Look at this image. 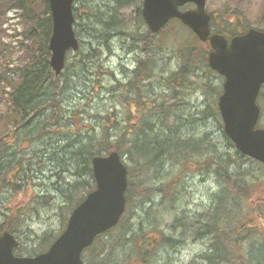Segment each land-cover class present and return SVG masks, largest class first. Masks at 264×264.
I'll use <instances>...</instances> for the list:
<instances>
[{"label": "trees", "instance_id": "16d2710c", "mask_svg": "<svg viewBox=\"0 0 264 264\" xmlns=\"http://www.w3.org/2000/svg\"><path fill=\"white\" fill-rule=\"evenodd\" d=\"M91 1L75 0L73 7L74 31L78 38L81 37L79 39L81 46L87 43L88 48L84 51L77 50L73 57L69 55L63 71L56 76L48 63L51 18L47 0H0V19L5 12L13 10L24 25L21 35L29 41L27 45L23 46L20 43L17 47V52L20 53L19 63L9 66V62H5L0 65V204H3L6 195L10 197L11 194L25 193L24 171L26 170V173L32 171L28 162L32 156L26 158L24 152L27 149L21 152L15 147L18 143L27 148L32 142L40 141L51 148L52 156H48L50 161L60 164L67 159L64 165L73 168V171L70 172L69 169L68 173L76 178L71 182L65 181L59 190L60 196L62 195L61 197L66 200L63 202L65 206L59 207V215L63 221L94 188L91 171L93 156L115 150L127 160L125 210L131 202L132 188L138 185V181L134 182L133 169L129 162H132L133 167L138 168L140 172L154 168L155 170L158 168L159 171L163 168V164L180 159L184 164L188 166L191 164L198 169L205 165L211 168L214 178H221V184L227 185L226 192L229 194L231 192L233 200V216L228 198L226 199V196L223 198L225 194L223 190L220 195L217 194V200L215 194L212 196L210 202L213 205L216 201L219 209L216 210L215 207V211L204 213L207 219L202 220L203 225L194 226L201 221L196 215H191L189 222L187 220L185 223L182 222L183 235L186 238L207 242L206 252L199 255L200 261L204 264H264V197L253 196L255 190H263L261 186L263 182L259 179L262 174L254 168L264 172V167L240 154L223 134L216 108V98L221 90V78L211 71L206 63L208 44L199 42L175 19L169 21L157 34L150 33L140 15L141 0H111L112 4L110 2L107 3L108 5L95 0L100 6L96 9L93 3L88 4ZM109 4L112 6L111 11L108 8ZM122 7L131 8L133 18H128L131 19L130 21L118 13ZM214 19L211 17L212 30L223 35H235L248 27L237 29L242 23V18L240 13L235 11L221 15L223 26H218ZM130 23L133 25L129 26ZM167 34L172 36L169 37ZM89 37L96 41L94 47L85 40ZM114 38L120 39L122 44L128 47L129 52L138 51L139 54L144 55L143 59L136 60V64L130 70V76L123 81L114 80V73L104 68L101 60V56L105 53L101 41L110 54V41ZM7 52L0 34V62L5 60ZM163 53L169 54L168 58L173 57L174 68H166L161 55ZM74 57H77L76 62H73ZM160 61L163 66L157 69L156 66ZM162 71H166L164 76L161 75ZM197 71L211 72L214 79L219 81L217 87H212L210 80L200 82L199 79L202 77ZM105 76H111L113 80L108 87H103L101 84ZM151 77L160 78L167 91L156 96L148 86L152 81H150ZM87 80L91 83L93 91L100 90V93L103 91L107 93L104 98L106 103L108 100L111 101L106 106L100 105L103 107V115H87V118H90L89 122H82V118L75 117L79 113L77 111L70 112L73 118L66 115L67 112L64 111L65 107L62 104L67 102L69 90H76L79 86L84 89ZM200 86L203 91L207 88L216 91L212 115L215 117L218 135L226 142L231 155L224 156L219 143L212 142L206 134H185L187 131L184 128L188 125L183 123L204 119V109L195 113L198 116L187 111L186 117H182L177 113L178 109H172L173 114H171L166 108L168 105H164L168 99L183 103V90L193 87L199 89ZM261 96L263 93L258 99L262 106ZM85 97V104L88 105L92 97L90 95ZM131 107L140 110L136 124L131 122L130 118L122 120L120 116V109L128 111ZM190 107L191 104L187 109ZM90 121H94L95 124ZM123 123L125 126L122 125ZM216 145L218 148L215 147ZM229 156L233 158L228 160ZM147 180H143V188L139 189V193L148 194L151 189L161 191L160 188L147 184ZM52 185L56 187L59 185V176L58 182H52ZM38 198L40 196L37 195L36 199ZM40 199L45 204L51 201V197L48 196ZM35 203L36 201L29 202L28 207L23 209L10 206L8 210L0 211V231L4 229L11 233L19 231L32 209L29 207ZM253 213L256 215L254 216ZM254 219L259 221V225H254ZM63 228L64 226L54 236L45 233L33 243L29 251L19 243L15 254L32 255L47 249ZM130 229L131 227L128 226L125 231ZM172 229L176 227L172 226ZM98 239L99 236L95 241ZM167 240L165 239L166 242ZM106 248L102 246L99 254L94 255L98 258L93 264H113L112 260L106 261ZM137 249L139 250L140 246ZM86 250L83 253L84 261H86ZM135 255L144 263L149 252L144 250ZM135 255L133 254L134 257Z\"/></svg>", "mask_w": 264, "mask_h": 264}, {"label": "rangeland", "instance_id": "374dc122", "mask_svg": "<svg viewBox=\"0 0 264 264\" xmlns=\"http://www.w3.org/2000/svg\"><path fill=\"white\" fill-rule=\"evenodd\" d=\"M101 1L105 4L111 2V0H100V2ZM91 3H93L94 9L100 7L95 3V0H92L88 4ZM73 6H75V3ZM185 7L191 8V5H186ZM108 8L111 11L112 6L109 4ZM205 8L207 12L214 16V22L218 26H223V22L221 21V15L223 13L226 14L229 11H235L239 12L242 18L241 25L237 27L238 30L241 28L243 29L245 26L264 28V0H206ZM118 13L123 15L124 19L133 18L130 7H122ZM229 18L233 19V17ZM130 20L128 19V21ZM89 21H91V19ZM132 23H130L129 26L133 25ZM23 27V23L17 18L13 10L5 12L0 19V34L8 50L5 60L0 62V65H3L5 62H9V66L19 63L20 53L17 52V47L20 43L23 46L29 43V41L24 39L21 35ZM75 35L79 42L81 37L78 38L76 33ZM167 36L171 37L172 35L170 36V34H167ZM85 40L93 47L96 45V41L92 40L91 37L88 39L85 38ZM101 47L102 50L105 51L101 56L104 68L114 73V80L119 79L123 81L124 78L127 79V77L130 76V70L136 64V60L144 58V55L139 54L138 51H136V53L129 52L127 49L128 47L122 44L120 39L117 38L110 41V54L106 51L103 41H101ZM86 48H88L87 43L81 46L79 42L77 50L84 51ZM76 51L69 52L66 60L69 55L73 57ZM161 55L163 56L162 59L167 69L175 67V63L172 59L173 57L168 58L169 54L167 53ZM76 60L77 57H74L73 62H76ZM162 66L163 64L160 61L156 68L161 69ZM165 72L162 71L161 75L164 76ZM210 73L211 72H199L198 75L202 77L199 81L210 80L211 86L217 87L216 85L219 84V81L214 79V75ZM90 77L91 76H88V78ZM150 81L148 86L154 91L156 96L167 91L160 78L151 77ZM112 83V77L105 76L101 84L103 87H108ZM148 91L152 92L150 90ZM183 91V103H179L175 99H168L165 101L164 105H168L166 106L168 113L173 114L172 109H178L177 113L182 117H186L187 111L198 116V114L195 113L204 109V119H194L191 122L183 123L188 125L184 128L187 131L185 134H206L212 142L217 141L219 143V148H222L221 151H223L224 156H227L226 154L231 155L230 150L227 149L226 142L218 135L215 117L212 115V107L215 105V102L213 104L215 97L214 93L216 91H212L209 88L203 91L201 86L199 89L193 87L186 88ZM262 92V108L258 121L259 126H264V87L262 88ZM106 94L105 91L101 93L100 90H97V92L93 91L91 89V83L87 80L84 89H81L79 86L76 90H69L67 92L68 99L66 103L62 104L65 107V109H63L67 112L66 115H70V112L77 111L79 113L75 117L79 116V118H82V122H89L90 118H87V115H103V107L100 105L106 106L111 101L108 100V103L105 102L106 99L104 98ZM87 95L92 97L88 105L85 104V96ZM172 102L175 103L171 104ZM190 104L192 107L187 109ZM83 110H85V113H83ZM127 112L129 115H127ZM139 113L140 110L136 107H131L128 111H121L120 109L122 120H128V118H130L131 122H134V124H136L135 121ZM71 118H73V116H71ZM170 120H172V117H170ZM90 122L95 124L94 121ZM122 125L125 126L124 123ZM15 147L21 152L27 149V151L24 152L26 158L32 156L28 161L29 164H31L32 171L29 170L27 173L26 170L24 171L27 177H25V193L19 195L11 194L10 197L7 195L4 196L3 204H0V211H6L10 206L11 208L23 209L26 206L28 207L29 202L36 201L35 204L29 207L32 209L29 211L23 226L19 231L15 233L12 232L18 243L29 251L33 243H35L37 239H40L41 236L43 237L45 233H50L54 236L63 226L65 227L69 214L66 215L65 221H63L59 215V207L65 206L63 202L66 201L61 197L62 195L60 196L59 190L60 186H62L65 181L71 182L76 176L74 178V175L68 173V170L70 169L69 171L72 172L73 168L64 165L67 159L60 164L53 160L50 161L48 156H52L50 153L51 148L40 141L32 142L27 148H25L24 145L21 146L19 143L15 145ZM215 147L218 148L217 145ZM16 157L17 155H15V158ZM231 158H233V156H231ZM231 158L229 156L228 160H231ZM124 161L127 163L126 159H124ZM128 164L133 169L132 175L135 179L134 182L138 181V185L132 188L130 205L121 216L118 226L101 234L99 239L94 241L91 247L85 251L86 261L83 259L84 264H93L98 258L94 255L97 256L99 254L102 246L107 247L106 261L112 260L114 261L113 264H118L117 262H121L122 264H204L200 261L199 255L206 252L207 242L203 240H193L191 237L185 238L182 229V218H188L185 219V221L187 220L189 222L190 216L196 215L201 219V221H199V226L203 225L202 223L204 221L202 220L206 221L207 219L204 213L215 211V207L216 210L219 209V205H216V201L213 202V205L212 202H210L212 196L215 194V200H217V194L220 195L223 190L225 192L223 198L225 196L226 199L228 198L233 216V200L231 198V192L228 191L230 194L226 192L227 185L225 184V186H223L221 184V178H214L212 169L205 167L206 165L198 169V167L191 164L189 166L184 164L180 159H178V161L175 160L163 164V168H160L159 171L158 168L156 170L154 168V171L147 170L140 172L138 168L133 167L134 164L132 162ZM246 164H248V162ZM61 169L64 171H61ZM254 169L262 174V177L259 179L263 182L261 184L263 190H255L253 196L264 197V172L259 168ZM55 174L59 176V185H57V187L52 185V182H58V176ZM29 176L31 178H29ZM145 179H148L147 184L150 183V186L158 187L161 191L151 189L148 194L145 192L139 193V189L143 188L142 183ZM55 188L57 189L55 190ZM232 192L234 194L235 190L233 189ZM37 195L40 196V198L47 196L51 197V201L45 204L40 198L36 199ZM247 207L248 205L246 204V208ZM3 208H5V210ZM253 214L254 216L256 215V213ZM253 222L254 225H259L258 220L254 219ZM171 225L176 227L177 231H171ZM128 226L131 227L130 231H125ZM61 231L59 233H61ZM57 235L55 237H57ZM183 237V241H178L176 244H168L165 241V239L169 238H174L176 240ZM127 239L129 240L125 242ZM139 246V251L147 250L149 252V256L144 263L134 254ZM128 251H132L133 253L130 254ZM124 254L126 256H124ZM127 254H130V256H127ZM22 256H27V254H22Z\"/></svg>", "mask_w": 264, "mask_h": 264}, {"label": "water", "instance_id": "95a60500", "mask_svg": "<svg viewBox=\"0 0 264 264\" xmlns=\"http://www.w3.org/2000/svg\"><path fill=\"white\" fill-rule=\"evenodd\" d=\"M74 0H47L51 17L48 41L49 66L58 75L67 51L76 50L73 31ZM187 3L193 9L179 10ZM205 0H142L141 16L152 33L172 18L187 26L200 41H208L209 67L223 76L217 107L225 135L243 155L264 165V129L256 127V97L264 83V32L249 29L227 40L210 34ZM95 188L75 206L61 234L47 251L31 257L13 253L17 240L8 231L0 234V264H82L81 252L93 239L116 225L125 206L126 168L117 152L91 159Z\"/></svg>", "mask_w": 264, "mask_h": 264}, {"label": "bare ground", "instance_id": "6f19581e", "mask_svg": "<svg viewBox=\"0 0 264 264\" xmlns=\"http://www.w3.org/2000/svg\"><path fill=\"white\" fill-rule=\"evenodd\" d=\"M216 100H217V98H216ZM183 219V220H182ZM182 219H180V220H182V222H185V219L186 218H182ZM179 220V221H180ZM67 222V221H66ZM118 224L119 223H117L116 225H114L113 226V228L114 227H117L118 226ZM195 227H200L199 226V222H197V223H195V225H194ZM170 230H173V232H175V231H177L176 229H172V225L170 226ZM56 238V237H55ZM55 238L51 241V243L48 245V247L52 244V242L55 240ZM184 238V237H183ZM186 238V237H185ZM168 242H166V243H168V244H170V243H177L178 241H183V239L182 238H179V239H174V238H169L168 240H167ZM130 254H132L133 252L132 251H128ZM140 253V251L137 249L136 251H135V253L134 254H139Z\"/></svg>", "mask_w": 264, "mask_h": 264}]
</instances>
